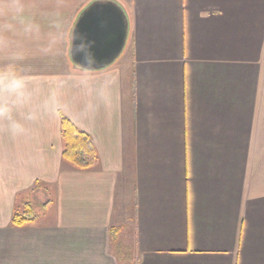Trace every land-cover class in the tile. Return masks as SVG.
I'll return each instance as SVG.
<instances>
[{
	"label": "crops",
	"instance_id": "obj_1",
	"mask_svg": "<svg viewBox=\"0 0 264 264\" xmlns=\"http://www.w3.org/2000/svg\"><path fill=\"white\" fill-rule=\"evenodd\" d=\"M95 1L0 0V264H264V0H103L126 48L84 71ZM63 115L93 168L63 160Z\"/></svg>",
	"mask_w": 264,
	"mask_h": 264
},
{
	"label": "water",
	"instance_id": "obj_2",
	"mask_svg": "<svg viewBox=\"0 0 264 264\" xmlns=\"http://www.w3.org/2000/svg\"><path fill=\"white\" fill-rule=\"evenodd\" d=\"M129 32L128 17L113 1H95L79 15L71 34L70 60L84 71H101L122 56Z\"/></svg>",
	"mask_w": 264,
	"mask_h": 264
},
{
	"label": "trees",
	"instance_id": "obj_3",
	"mask_svg": "<svg viewBox=\"0 0 264 264\" xmlns=\"http://www.w3.org/2000/svg\"><path fill=\"white\" fill-rule=\"evenodd\" d=\"M61 131L64 141L63 160L79 170L93 168L98 162V154L91 136L81 131L64 115L62 116ZM39 184L41 185V183H37V185ZM37 219L31 203L24 202L14 211L12 225L23 227Z\"/></svg>",
	"mask_w": 264,
	"mask_h": 264
},
{
	"label": "rangeland",
	"instance_id": "obj_4",
	"mask_svg": "<svg viewBox=\"0 0 264 264\" xmlns=\"http://www.w3.org/2000/svg\"><path fill=\"white\" fill-rule=\"evenodd\" d=\"M44 186L45 185L40 184L36 185V187L32 190V195L28 198V202L34 207L35 214L38 218L44 214V206L47 204L48 200H50Z\"/></svg>",
	"mask_w": 264,
	"mask_h": 264
}]
</instances>
